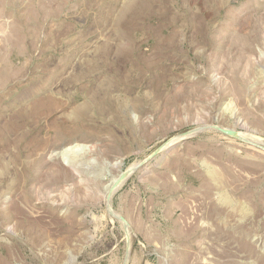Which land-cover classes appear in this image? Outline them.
<instances>
[{
  "label": "rangeland",
  "instance_id": "1",
  "mask_svg": "<svg viewBox=\"0 0 264 264\" xmlns=\"http://www.w3.org/2000/svg\"><path fill=\"white\" fill-rule=\"evenodd\" d=\"M0 264H264V0H0Z\"/></svg>",
  "mask_w": 264,
  "mask_h": 264
},
{
  "label": "water",
  "instance_id": "2",
  "mask_svg": "<svg viewBox=\"0 0 264 264\" xmlns=\"http://www.w3.org/2000/svg\"><path fill=\"white\" fill-rule=\"evenodd\" d=\"M211 128L223 133V134H226L228 136H231L233 138H236V139H239V140H243V141H246L244 139H242L240 136H239V133L233 129H227V128H222V127H219V126H212ZM201 129H198V130H194L192 132H189L187 134L184 135V137H189L199 131H201ZM163 150H165V147L163 146L162 148L156 150L153 154H151L147 159H145L143 162H141L139 164L138 167L148 163L149 161H151L152 159H154L159 153H161ZM137 167V168H138ZM136 168V169H137ZM126 170L124 171L120 176L119 178L116 180V182L113 184V186L111 187L110 191H109V195H108V201L111 199L113 193L134 173V171L136 170ZM110 214L113 216V217H116L118 218L120 221H122L125 225L127 224V221L123 218V217H119L117 216L115 213H113V211H110Z\"/></svg>",
  "mask_w": 264,
  "mask_h": 264
},
{
  "label": "bare ground",
  "instance_id": "3",
  "mask_svg": "<svg viewBox=\"0 0 264 264\" xmlns=\"http://www.w3.org/2000/svg\"><path fill=\"white\" fill-rule=\"evenodd\" d=\"M241 136V135H240ZM174 141V140H173ZM174 143V142H173ZM173 143H171V144H173ZM170 145V144H169ZM165 147V146H164ZM166 148V147H165ZM69 149H66L64 152H67Z\"/></svg>",
  "mask_w": 264,
  "mask_h": 264
}]
</instances>
